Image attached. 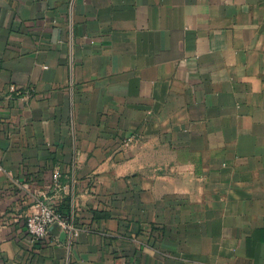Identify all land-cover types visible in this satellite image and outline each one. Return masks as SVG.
<instances>
[{
    "label": "crops",
    "instance_id": "obj_1",
    "mask_svg": "<svg viewBox=\"0 0 264 264\" xmlns=\"http://www.w3.org/2000/svg\"><path fill=\"white\" fill-rule=\"evenodd\" d=\"M0 264H264V0H0Z\"/></svg>",
    "mask_w": 264,
    "mask_h": 264
},
{
    "label": "built area",
    "instance_id": "obj_2",
    "mask_svg": "<svg viewBox=\"0 0 264 264\" xmlns=\"http://www.w3.org/2000/svg\"><path fill=\"white\" fill-rule=\"evenodd\" d=\"M9 89L10 91H15L13 86ZM51 184L55 191L64 189L58 172L52 173ZM32 204L33 211L26 217L24 222L26 232L31 241L39 245L47 243L51 239V228L56 225L59 231L65 233L66 240L64 244L70 248L79 232L72 214L65 216L57 212L46 194L32 197ZM55 237L57 240V236Z\"/></svg>",
    "mask_w": 264,
    "mask_h": 264
},
{
    "label": "water",
    "instance_id": "obj_3",
    "mask_svg": "<svg viewBox=\"0 0 264 264\" xmlns=\"http://www.w3.org/2000/svg\"><path fill=\"white\" fill-rule=\"evenodd\" d=\"M51 233H53L54 236H57L58 240L61 243H65L66 235L64 232L59 231V229L56 225L51 228Z\"/></svg>",
    "mask_w": 264,
    "mask_h": 264
},
{
    "label": "trees",
    "instance_id": "obj_4",
    "mask_svg": "<svg viewBox=\"0 0 264 264\" xmlns=\"http://www.w3.org/2000/svg\"><path fill=\"white\" fill-rule=\"evenodd\" d=\"M60 181H61V179H60ZM62 184V183H61ZM68 201H69V197H65L64 198V204H65V209H66V212H67V210H68ZM57 212H59L60 214L62 213L60 210H58ZM65 216H68V214L67 215H65Z\"/></svg>",
    "mask_w": 264,
    "mask_h": 264
}]
</instances>
